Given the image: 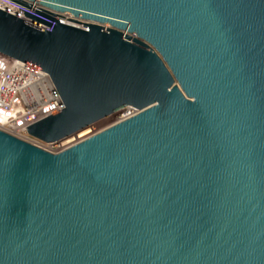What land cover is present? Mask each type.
Wrapping results in <instances>:
<instances>
[{"label":"water","instance_id":"95a60500","mask_svg":"<svg viewBox=\"0 0 264 264\" xmlns=\"http://www.w3.org/2000/svg\"><path fill=\"white\" fill-rule=\"evenodd\" d=\"M0 53L63 108L0 130V264H264V0H5Z\"/></svg>","mask_w":264,"mask_h":264},{"label":"built area","instance_id":"2783aa9c","mask_svg":"<svg viewBox=\"0 0 264 264\" xmlns=\"http://www.w3.org/2000/svg\"><path fill=\"white\" fill-rule=\"evenodd\" d=\"M0 6L19 16L23 11L5 0H0ZM62 108L47 73L0 54V130L15 132L19 139L38 146V140L30 137L25 128Z\"/></svg>","mask_w":264,"mask_h":264},{"label":"bare ground","instance_id":"6f19581e","mask_svg":"<svg viewBox=\"0 0 264 264\" xmlns=\"http://www.w3.org/2000/svg\"><path fill=\"white\" fill-rule=\"evenodd\" d=\"M1 54V53H0ZM120 111V112H119ZM117 112V113H116ZM139 111L138 110H136V109H134V108H132V107H130V106H126V107H122L121 109H119V110H117V111H115V112H113V113H111L110 115H108V116H111L112 114H115L116 113V115H118L117 116V118L120 120V121H118V122H116V123H119V122H121V121H123V120H126V119H128V118H130V117H132V116H134L135 114H137ZM108 116H105V117H103V118H106V117H108ZM103 118H101V119H103ZM101 119H99V120H101ZM99 120H97V121H99ZM96 121V122H97ZM95 122H93V123H91L89 126H87V127H85V128H88V127H90L91 125H93ZM116 123H114V124H116ZM113 125V124H112ZM111 126V125H110ZM109 127V126H108ZM85 128H83L84 130L83 131H81V132H76V133H78V134H76L75 133V136L74 135H71V136H68V137H66V138H64L63 140H61V141H58V142H50V143H45V144H49V145H53V144H58L59 142H60V149L62 150V149H64V148H68V147H70L71 145H74V144H76V143H78V142H80L81 140H84L85 139V137H86V139L89 137H87V134L89 133L88 132V130L86 129L85 130ZM82 130V129H81ZM103 130V129H102ZM101 131V130H100ZM99 132V131H98ZM91 136V135H90ZM44 143V142H43ZM43 149V148H42ZM47 151V150H46ZM49 152V151H48Z\"/></svg>","mask_w":264,"mask_h":264},{"label":"rangeland","instance_id":"374dc122","mask_svg":"<svg viewBox=\"0 0 264 264\" xmlns=\"http://www.w3.org/2000/svg\"><path fill=\"white\" fill-rule=\"evenodd\" d=\"M120 112V111H119ZM117 113V112H116ZM116 113L115 114H112L111 116H108V117H106V118H103V119H101V120H99V121H97V122H95L93 125H91L90 127H88V128H85V130L87 129L88 130V134H87V137L88 136H90V135H92V134H95V133H97L98 131H100V130H102V129H105V128H107L108 126H110V125H112V124H114V123H116V122H118V121H120L118 118H117V116L118 115H116ZM84 129H82V130H80L79 132H81V131H83ZM1 131H3V132H5V133H7V134H9V135H12V136H14V137H16V138H19V135L17 134V133H10V132H8V131H5V130H1ZM76 134H78V133H76ZM75 136V135H74ZM20 138H22V137H20ZM86 138V137H85ZM38 146L40 147V148H43L44 150H47V151H49V152H52V153H56V152H59V151H61V147H60V142L58 143V144H51V145H47V144H45V143H43V142H41V141H38Z\"/></svg>","mask_w":264,"mask_h":264}]
</instances>
